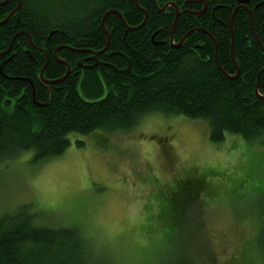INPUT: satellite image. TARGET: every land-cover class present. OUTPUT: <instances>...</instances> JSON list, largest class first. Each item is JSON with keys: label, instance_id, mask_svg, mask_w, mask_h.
I'll return each instance as SVG.
<instances>
[{"label": "trees", "instance_id": "1", "mask_svg": "<svg viewBox=\"0 0 264 264\" xmlns=\"http://www.w3.org/2000/svg\"><path fill=\"white\" fill-rule=\"evenodd\" d=\"M171 1L180 7L175 44L170 42L174 5L160 11ZM156 3L0 0V160L25 151L33 152L34 162L47 160L64 153L71 133L127 130L156 112L206 121L214 144L227 134L264 143V97L255 92L259 83L264 95V0H249L236 11L239 0ZM111 10H119L128 26L118 14H108L110 40L101 53L106 64L76 73L75 49L106 46L102 19ZM39 48L48 51V63ZM196 187L192 183L187 190L184 182L157 202L165 223L164 233L157 229L161 245L180 235ZM256 203L258 243L254 249L245 244L234 264H264V189L252 208ZM22 210L0 215V264H102L92 259L80 235L68 234L72 229L33 227L34 218Z\"/></svg>", "mask_w": 264, "mask_h": 264}, {"label": "rangeland", "instance_id": "2", "mask_svg": "<svg viewBox=\"0 0 264 264\" xmlns=\"http://www.w3.org/2000/svg\"><path fill=\"white\" fill-rule=\"evenodd\" d=\"M68 137L50 159L25 151L0 160V215L23 208L33 227L72 229L102 264H234L258 243L260 208L250 204L264 189L260 139L227 134L214 144L206 121L157 112L131 129ZM184 182L198 195L188 198L180 235L161 245L157 202Z\"/></svg>", "mask_w": 264, "mask_h": 264}, {"label": "flooded vegetation", "instance_id": "3", "mask_svg": "<svg viewBox=\"0 0 264 264\" xmlns=\"http://www.w3.org/2000/svg\"><path fill=\"white\" fill-rule=\"evenodd\" d=\"M172 3H173V5H174V8H175V16H176V8H178L179 9V14H180V7L179 6H177V5H175L174 4V2L173 1H171V2H168L167 4H169L168 6H167V8L164 10V11H166V10H170V9H168L169 8V6L171 5L172 6ZM185 36V35H184ZM172 38H173V41H172ZM170 42L171 43H176V41H175V39H174V35H172L171 36V38H170ZM180 41H178V43H179ZM103 49V48H102ZM101 49V50H102ZM38 50H40L41 51V53L44 55V57H45V59H46V63H48V61H49V59H50V56H49V53H48V51H46V49L45 48H39ZM100 50H89V51H86V50H79V49H75V52H77L78 53V55H77V63H76V65L74 66V67H76V68H79V71H76V73H78V72H80V71H83L84 69H91V68H93V67H89V66H92V65H94V64H96V67H98L99 65H104V64H106V61H104L103 59H101V53L102 52H99ZM93 52H99L98 54H93ZM114 53V52H113ZM112 53V54H113ZM53 55H54V58L56 59V60H58L59 61V59L56 57V53L54 52L53 53ZM96 58V59H95ZM83 63V64H82ZM67 66V68H68V65H66ZM70 67V66H69ZM95 67V66H94ZM43 69V68H42ZM70 71H71V68H70ZM43 72H44V69H43Z\"/></svg>", "mask_w": 264, "mask_h": 264}, {"label": "water", "instance_id": "4", "mask_svg": "<svg viewBox=\"0 0 264 264\" xmlns=\"http://www.w3.org/2000/svg\"><path fill=\"white\" fill-rule=\"evenodd\" d=\"M153 1H154V3H155V6L158 7V4L156 3V0H153ZM248 2H249V0H239V6L235 9V11H236L239 7H243V6H245ZM136 3H137V5L140 7V5H139V0H136ZM19 5H20V3L18 4V7H19ZM168 5H169V4H166L165 6H163L162 8H160V11H164V10L167 8ZM172 5H173V3H172ZM18 7H17L16 9H14V10L8 15V17H10L15 11H17ZM141 10L145 11L144 8H142ZM110 13L118 14V15L122 18V20L124 21V23L126 24V22H125V20L123 19V17H122V15H121V13H120L119 10H111V11L107 12V13L103 16V19H102V26H103L104 30L107 32L108 40H107V44H106V46H105L102 50H100L99 52H104V51L107 49V47H108V43H109V40H110V35H109V33H108V31H107V29H106V27H105V19H106L107 15L110 14ZM178 15H179V9L176 8V16H175L174 24H173V27H172V35H173V33H174V27H175L176 19H177ZM233 16H234V14H233ZM233 16H232V20H231V25H232V21H233ZM8 17H7V18H8ZM146 17H147V13L145 12V20H146ZM145 20H144V21L142 22V24H140L139 26H137V27H129V29H137L138 27H140L141 25L144 24ZM126 25H127V24H126ZM127 26H128V25H127ZM189 33H190V32H188V33H187V34H186V35L180 40V42H179L178 44H176V45H177V46H178V45H181ZM172 41H173V38H172ZM57 50H58V48H57ZM263 50H264V48H263ZM99 52H93V54H98ZM55 53H57V52H55ZM95 59H96V58H95ZM94 66H96V64H94V65H92V66H89V67L91 68V67H94ZM43 69H44V68H43ZM43 69H42V71H41V76H43ZM69 71H70V67L68 66L67 74L69 73ZM238 71H239V68H238ZM238 71H237V74L234 75V76H232V77H237V75H238ZM225 73H226V72H225ZM226 74H227V73H226ZM227 75H228V74H227ZM259 76H260V75L258 74V78H259ZM45 81H46V82H50L49 80H45ZM255 92H256L257 95H260V96L264 97V95H261V94L259 93V83H257V85H256Z\"/></svg>", "mask_w": 264, "mask_h": 264}, {"label": "bare ground", "instance_id": "5", "mask_svg": "<svg viewBox=\"0 0 264 264\" xmlns=\"http://www.w3.org/2000/svg\"><path fill=\"white\" fill-rule=\"evenodd\" d=\"M83 64V63H82Z\"/></svg>", "mask_w": 264, "mask_h": 264}]
</instances>
